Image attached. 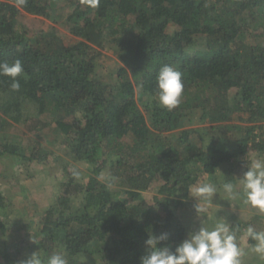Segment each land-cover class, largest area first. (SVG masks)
Returning <instances> with one entry per match:
<instances>
[{
    "label": "trees",
    "instance_id": "trees-1",
    "mask_svg": "<svg viewBox=\"0 0 264 264\" xmlns=\"http://www.w3.org/2000/svg\"><path fill=\"white\" fill-rule=\"evenodd\" d=\"M21 11L62 22L77 40L65 43L54 27L28 34ZM106 47L120 62L110 84L97 71ZM16 60L18 89L0 75V159L47 163L52 150L40 138L62 136L66 162H83L90 174L69 179L37 213L34 232L26 227L33 218L22 224L27 208L0 192V233L22 238L12 250L0 243V264L35 251L45 264L57 252L68 264L84 255L86 264H140L148 235L167 232L172 244L185 238L177 211L194 205L189 192L200 180L231 181L240 191L249 151L264 158V0H0V63ZM164 65L179 70L184 85L171 111L156 100ZM192 121L205 126L180 129ZM9 127L28 134L26 143ZM153 185L149 202L143 192ZM227 225L236 238L249 225L258 232L264 214Z\"/></svg>",
    "mask_w": 264,
    "mask_h": 264
},
{
    "label": "rangeland",
    "instance_id": "rangeland-1",
    "mask_svg": "<svg viewBox=\"0 0 264 264\" xmlns=\"http://www.w3.org/2000/svg\"><path fill=\"white\" fill-rule=\"evenodd\" d=\"M19 21L23 24L22 29H25L28 34L45 31L50 27H54L61 33L65 43H74L77 40V37L72 35L62 22L52 21L43 16L26 13L24 11H21ZM119 64L120 62L114 49H110L109 47L101 49V54L97 58V71L104 83L110 84L113 82L114 74ZM203 126H205V124L192 121L180 129L193 127L201 128ZM17 127L21 126L18 125ZM7 129L15 132V140L20 141L21 143H26V137L28 134L23 135L14 127H9ZM44 133L49 134V132L46 131H44ZM226 138L227 139H224V143L226 142L225 145L231 146V134L228 133ZM51 139L52 142L47 143L44 137L40 138V142L52 150V153L47 158V163H19L12 159H0V192L2 195H5L4 201L14 203L16 207L24 205L27 208V220L22 222V224L24 223L26 225L28 223L27 221H29L30 218H33L35 223H28L29 225L26 226L30 227L33 232V229L37 227V213L48 207L49 203L57 198L59 193L63 191V186L69 185V179L72 178L74 181L86 182L87 175L90 174L87 164L79 161H70L72 164L66 162L69 161V159L63 152V145L65 143L62 136ZM254 158H259V156H257L255 151L250 150L248 153L249 162ZM108 169L109 163L100 174V180L106 181V179L109 178ZM60 182L63 184L62 186L60 185ZM205 182L206 181L200 180L198 184ZM215 185L218 188L221 186V184L216 183ZM152 187L143 192L144 197L149 202H152L153 196L156 193V185H153ZM217 196L223 200L221 199L220 202L216 203L212 201V204L207 206V212L202 215L201 219H197L194 205L191 203L188 206L184 205L178 209L177 213L182 217L189 231L196 230L201 225L205 226L207 221H212L213 225L216 222H224L223 218H225V215L228 216V214L234 216L231 218L229 216L226 217V219H229V221L224 222L226 224L233 219L245 221L252 213L264 214V212H261L258 208L245 205L242 200H228L225 197L222 188ZM188 201L195 204L194 199ZM200 206L204 207L205 205L201 202ZM11 217L14 216L12 215ZM260 231H264V229ZM11 233L13 234L10 235ZM11 233L7 237L0 233V243H4V245L10 249L13 245H20L22 239L18 234L19 232L16 233L14 229H12ZM236 242L244 253V256L240 257L242 262H249L256 259L264 260V258L252 251L255 241L248 237L246 233L238 235ZM2 245L3 244H0V246Z\"/></svg>",
    "mask_w": 264,
    "mask_h": 264
},
{
    "label": "clouds",
    "instance_id": "clouds-1",
    "mask_svg": "<svg viewBox=\"0 0 264 264\" xmlns=\"http://www.w3.org/2000/svg\"><path fill=\"white\" fill-rule=\"evenodd\" d=\"M89 3L96 6L98 0H89ZM22 73L20 60L11 64L0 63V75L12 78L13 89L20 87L16 78ZM156 87L158 106L168 111L175 109L181 102L184 89L182 73L171 65H164L157 74ZM244 167L247 170L238 176L240 191L231 181L224 182L220 188L212 183H200L192 188L189 195L195 201L197 219L206 214L207 206L212 204L221 188L228 200L242 196L245 205L264 212V159L254 158ZM201 202L204 207L200 206ZM246 235L255 241L252 251L264 258V231L257 232L249 225ZM169 240L167 232L148 235L144 241L145 254L140 257V264H241L243 252L236 242V234L224 222H216L211 228L201 225L196 230L188 231L185 238L175 244L169 243ZM19 264H45V260L35 251ZM46 264H68V260L62 252H57L47 257ZM81 264H86L85 255L81 258Z\"/></svg>",
    "mask_w": 264,
    "mask_h": 264
}]
</instances>
